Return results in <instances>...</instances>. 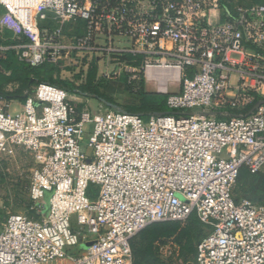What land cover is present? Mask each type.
<instances>
[{"label":"built area","instance_id":"2783aa9c","mask_svg":"<svg viewBox=\"0 0 264 264\" xmlns=\"http://www.w3.org/2000/svg\"><path fill=\"white\" fill-rule=\"evenodd\" d=\"M0 9V75H10L9 52L60 74L123 61L135 67L130 83L144 77L181 112L144 120L46 84L24 100L0 95V161L23 152L35 164L30 213L0 218V264H134L139 233L193 214L208 228L194 264H264V207L233 192L242 169L264 168V0H0ZM158 70L176 78L150 83ZM98 76L120 78L110 68Z\"/></svg>","mask_w":264,"mask_h":264},{"label":"rangeland","instance_id":"374dc122","mask_svg":"<svg viewBox=\"0 0 264 264\" xmlns=\"http://www.w3.org/2000/svg\"><path fill=\"white\" fill-rule=\"evenodd\" d=\"M223 6L228 5H250L256 3L259 0H220ZM1 16V9H0ZM90 65V66H89ZM87 71H84L83 67L79 65L74 67V71L62 73L61 78L72 80L76 85L84 83L88 79L89 71L91 67H96L99 73L100 69L105 68L114 69L120 75L117 80H106L111 82L110 85L102 83L99 88L100 94L111 102V105L121 110H134L141 111L142 109V96L137 91L132 92L128 90V86L133 83L139 87V83L144 81L143 90L146 92L157 93L141 77L140 80L129 82L131 74L128 69L130 67L128 63L120 62L110 66L103 65L98 66L96 64H89ZM88 72V74H86ZM74 73V74H73ZM83 74L86 79L82 81L76 80L75 76ZM95 77V81H105V79L98 76ZM11 75V73H10ZM19 77V75H18ZM36 86H32L30 89H25L22 81H11L7 85L2 87V92L13 96H25L33 91ZM176 89H173L175 91ZM19 106L14 105L11 113L14 115L18 111ZM214 115L210 111H202L201 109H195L192 113H202ZM185 114V113H184ZM217 114V113H216ZM82 148L85 152L92 153L87 148V141H84ZM35 164L33 158L23 152L16 157L5 159L0 161V216L5 218L11 214H29L30 200H29V185L32 176V170ZM99 187L97 185H90L88 189V197L91 200L97 199ZM234 196L238 201L242 199L251 200L254 203L264 207V168L258 175H249L246 171L243 172L240 179L237 180L234 186ZM53 193L48 192L45 194L44 203L48 206L50 198ZM75 220V218H73ZM74 228L78 227L74 224ZM207 232L206 229L198 226L196 223L172 222L155 224L148 227L142 233H140L134 240V257L135 264H194L196 255V246L198 245L202 235ZM80 251L86 250V245H80L78 247ZM69 253L73 256H77L78 252L75 249H70ZM68 263V262H67ZM53 264H60L55 262Z\"/></svg>","mask_w":264,"mask_h":264},{"label":"trees","instance_id":"16d2710c","mask_svg":"<svg viewBox=\"0 0 264 264\" xmlns=\"http://www.w3.org/2000/svg\"><path fill=\"white\" fill-rule=\"evenodd\" d=\"M1 14H2V10H1ZM8 35H9V37H11L10 34H8ZM4 67L6 68L7 71H9L11 73V75H9V76L0 75V95H6V93L2 92L3 86L7 85L11 81H17L19 79L20 81H22L25 89H30L32 86H38L41 84L55 86V87L64 89L70 93H77V94L86 95L88 97L97 99L99 101L104 102L106 105L112 107L115 110L122 111V112L129 113V114H136V115L142 117L144 120H147L152 116L178 115L179 113H181L178 111L170 110L168 108V106H167V97L168 96L167 95L144 91L143 90L144 81H141L139 83L138 88L133 83H131L128 86V90H131L132 92L137 91L138 93H141V96H142V101H141L142 102V104H141L142 109H141V111H134V110L125 111V110H121V109L113 107L111 105V102L106 100L103 97V95L100 94V92H99V90H100L99 86L102 83H107L110 85L111 82H106V80L105 81L100 80L99 82L95 81V77L98 73L96 67L90 68L88 79L84 83H81L80 85H76V83L74 81L61 78L59 75L58 69L53 65L45 64L43 66L33 68L29 65L21 63L18 61V59L16 58V56L13 52L8 53V58H7V61L4 63ZM18 75H19V77H18ZM79 79H80V76H76V80H79ZM18 98L24 100L25 96H18ZM260 102L262 103L263 101L260 100ZM244 114L245 113H240V112H235V113L233 112L232 113L231 112L230 116H239V115H244ZM218 116H219V118H224L221 115H218ZM244 171H246L249 175H252L248 169L244 168V169H242L238 180L240 179V177ZM256 175H258V174H256ZM252 176H254V175H252ZM236 201H238V200L236 199ZM0 218L3 219V217H1V216H0ZM188 221L190 223H193V224L196 223V224H198V226L207 230V232L204 235H202V237L199 241V243H200L207 236L208 228L206 226H204L199 221V219L197 218V216L195 214H193L189 218ZM168 223H172V222H168ZM155 224H162V223H155ZM155 224H152V225H155ZM136 237L132 240V243H131L132 244L134 264H135V257H134V249H133L134 246L133 245H134V240L136 239ZM196 249H197V246H196Z\"/></svg>","mask_w":264,"mask_h":264},{"label":"crops","instance_id":"0c3cea01","mask_svg":"<svg viewBox=\"0 0 264 264\" xmlns=\"http://www.w3.org/2000/svg\"><path fill=\"white\" fill-rule=\"evenodd\" d=\"M170 74H171V77L176 78V75H174L173 73H167V72H164V71H161L159 73L150 72L149 75H148V78L157 76L160 79H163V78H167V77H164V76H167V75H170Z\"/></svg>","mask_w":264,"mask_h":264},{"label":"bare ground","instance_id":"6f19581e","mask_svg":"<svg viewBox=\"0 0 264 264\" xmlns=\"http://www.w3.org/2000/svg\"><path fill=\"white\" fill-rule=\"evenodd\" d=\"M161 71H164V72H167V73H172V72H169V71H165V70H158V71H153L154 73H159V72H161ZM149 75V74H148ZM176 75V74H175ZM167 76H170L171 77V74L170 75H167ZM167 76H164V77H167ZM154 79H156V80H163V79H160L159 77H157V76H155V77H151V78H148V81L151 83V82H153V80ZM155 80V81H156Z\"/></svg>","mask_w":264,"mask_h":264}]
</instances>
